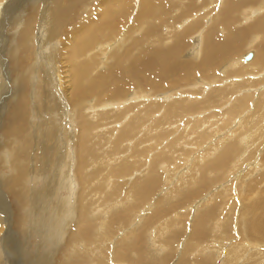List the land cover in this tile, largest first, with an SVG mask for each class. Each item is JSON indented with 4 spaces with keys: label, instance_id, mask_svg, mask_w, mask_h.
<instances>
[{
    "label": "rangeland",
    "instance_id": "1",
    "mask_svg": "<svg viewBox=\"0 0 264 264\" xmlns=\"http://www.w3.org/2000/svg\"><path fill=\"white\" fill-rule=\"evenodd\" d=\"M48 1L0 0V26L2 22L6 25L0 29V36H4L6 38L4 40L7 41L2 46L0 45L1 58L5 61V66L3 65V67L2 64L0 66V264H22L24 263V256L26 258L29 257V259L39 257L43 259V264H57L56 262L59 260H57V250L61 246L57 244V240L61 239V234L64 235V232L57 231V226H59L61 220L55 223V219L56 217L62 219V216H66L70 206H73V209L75 208V202L77 205L81 204L82 216L90 217V219L87 222L85 221L81 228L84 232L81 236L85 240L81 241V238L79 242L74 243L72 246L73 253H79V255L72 256L70 262H68L69 264L92 263L94 260L87 261L82 257L83 255L80 252L84 250L94 251V255L97 256H99L98 253L103 255L104 258L98 260V264H264V93L261 90L264 87V61L258 58L261 56V49H264V36L259 39V43L261 41L260 44H262L261 49L258 45L248 49L250 51L253 50L255 54H259L253 62L247 64L241 62V57L248 51L246 41L251 39V35H248L245 45L241 46L239 53L232 55L233 58H231L233 61L240 59L239 64L242 63V66L257 65L253 68V71L249 69V72L247 70V73L244 74L224 77L223 72H225L224 67L226 62L218 65L215 68L214 75L219 80L212 79L211 82L210 79L205 80L210 83L209 87L211 90V93L207 96L202 95L201 92L206 88H201L199 82H195L197 79L193 81L194 83H188L190 78H185L184 75L181 78L178 76L174 78L172 75L162 74L159 80L165 79L172 83V87H175L172 88L175 90L173 92L175 94L169 92L167 89L168 93H170L167 96L169 101L161 102L162 97L158 95H161L162 91H156L159 81L157 80V75L154 80L149 82L140 81L136 77H134V81H129L128 79V67L131 62L136 61L138 56V51L133 50L131 44L136 39H141L139 33L146 34V31H142L143 28H146L145 26H141L140 29L133 32L127 38L124 33H121L122 38L125 37V49L129 48L126 52V62L131 58V62L129 60L127 63L129 65H121L123 51L116 52L119 44L110 51L99 52L98 50H94L89 53L88 58L83 57L82 61L76 60L73 57V63H70L71 55L75 54L79 56L82 54L73 52L75 34H87L91 32L101 15H113L114 12L112 13L107 8L101 6L100 0H50L52 12H54L55 4H59V9L56 11L58 15L48 16L50 24L48 39H52V41L43 40V35L39 33L37 34L38 41L41 36L42 41L40 42L41 44L37 45L35 33L41 23V17L45 15ZM192 1L196 0H164L162 8L160 7V0H143L142 5L136 1L128 14V16H131L129 20L135 16L137 10L142 13L140 16L142 19L146 16L145 20L152 19L149 9H147L151 6L158 8L159 14L173 16L180 8ZM228 1L221 2V0H215L208 7L197 4V9L192 13L195 16L187 21L203 19L204 21H201L202 24L206 21L207 23L205 24L209 25L213 21V17L226 9ZM241 1L245 4L243 6L248 5L249 12L251 3L245 0ZM258 1L255 4L261 2ZM120 4L121 0L113 2L114 7ZM253 9L251 14L255 15L257 11L256 5L253 6ZM144 10L147 14L144 13ZM183 16L181 14V17ZM258 17H264V12ZM155 19H152V22L155 24L159 23ZM111 21L119 23L121 20L116 17ZM241 23L242 21H237V25H241L239 29H242L245 25ZM128 25L129 22L125 23L122 30L127 28ZM24 26H27L26 33L20 35L19 33ZM146 26L148 27L149 25ZM165 28L166 26H162L158 34L152 35L156 40L155 43H146L148 45L147 48L150 49L149 52L166 53L171 51L175 40L181 36L185 27L179 26L172 33L163 30ZM199 30L201 31L200 27L198 31L187 37V46L182 47L178 51V61L187 58H189L187 60H190L196 56L197 52L194 51L193 46L195 45L192 41H195L194 38L198 36L197 33H200ZM148 42H150L149 39ZM102 53L106 55L104 59ZM50 54L51 61L48 58ZM116 58H119V65H116ZM14 59L18 60L17 63ZM67 60V66L62 68L66 69L69 67L73 69L74 75L78 72L82 78L80 80H74L73 78V98H69V91H67L68 97H65L66 101H64V105L66 108L64 107V109L68 110L67 117L66 115L64 116L62 123L68 127L66 128L68 131L71 130L73 132L75 130L72 127L74 126L72 123L77 121L80 115L82 110L81 101L83 100L96 106L94 112L91 109L83 111L88 115L85 114V116L91 118L92 114L100 111L98 110L100 107L97 106L103 103L113 101H119L120 104L127 103L129 97L145 95V93H149V96H151L142 98V100L137 99L138 101L134 100L131 105L134 107V111L130 113L129 118L138 114L142 120H145L139 125L140 129L138 128V133H135L132 137L128 136L122 127L127 123L129 118H124L125 120L123 118L117 119L120 115L119 112H109L114 115H105L98 118L96 122L97 127L95 126L96 130H94L95 136L92 137V139L97 138L92 148L93 157H89V165L84 167V171L86 173L92 170L99 172L96 178H92L90 183L88 181L85 184L87 186L85 187L86 189L82 187L83 182L81 183L77 176L79 151L77 143H73L77 140V131H75V134H72V132L71 134L64 132L57 133L58 140L55 138L50 144L47 143V148L52 149V155L60 157L62 159L60 162H63V166L68 165L67 167H69L68 169L66 167L64 170H61L62 174L60 176L63 177V174L66 175L65 172L67 170L72 172L73 169V177L72 173L68 174L69 179H63L62 183L58 185V183L53 181V172H49L47 167V165L50 167L49 163L47 162V165H43L44 161L43 164L41 163L42 148L44 146L42 141L45 134L41 122H48L51 113H54L53 119L57 120V124L60 121V113H57L59 110L49 114L43 108V104L46 103L51 108L53 95L50 91L57 92V85L55 84L57 82V75L60 74L56 72L60 67V63L64 64ZM13 61H15V65L17 66V72L10 67L9 62L14 64ZM242 66H239V69H243ZM119 70H121V77H114L115 73ZM20 74H22L25 80L23 81V85L28 86L26 87L28 88L29 98L26 105H31L34 108L28 106L27 112L24 114V121L20 123V128L17 127V124L8 126L17 128L16 134L8 135L3 133L2 129L6 123H9L8 114L17 103L18 90L19 87H22L19 81ZM60 75L58 79L62 78V81L67 77V74ZM51 79L55 81L52 82ZM254 80L255 82H253ZM231 83L233 85H238V83L243 84V89L240 91L246 92L244 94L247 96V103L246 106L244 105L243 108L235 111L232 116H225L224 114L228 109L226 105L229 103L230 97L228 99L217 97L216 92L223 89V87L227 89ZM50 85L51 87L55 85L52 90ZM187 85H192V87H186ZM256 85H259V87ZM183 86L186 87L183 88L184 90H182ZM37 88L40 98L36 96L32 100V92L35 94ZM177 92L181 94L180 99L191 98L189 101L195 103L194 105L201 106L202 109L192 114H185L183 104L180 103L170 115H168L166 110L161 111L162 106L167 103L171 105V100L174 101L175 98H178ZM242 95L238 97L239 100L244 96ZM236 101V98L234 101L232 100L233 103ZM192 102L190 103L191 105H193ZM258 104L260 105L257 108ZM72 115L73 118H71ZM237 119L242 120L238 126V130L235 131L236 135L229 138V135H226V133L228 130L234 128V123H236L235 120ZM50 121L52 122V120ZM121 121H124L123 124H121ZM69 126L71 127L69 128ZM212 126H215L216 129H209ZM241 126L243 127L242 129H240ZM78 128L76 127V129ZM59 135L61 141L59 140ZM69 135L73 154L69 156L68 161L64 154L66 153L67 146L70 144ZM217 138H223L224 140L231 139L230 149L225 147L222 150V153L227 155L226 168L229 171L227 177L224 180H220L219 173L209 167L210 171L207 174H202L204 185L199 188H192V186H196L191 183L193 174L190 173V177L185 172L191 168L201 170V167L205 166L202 163L207 159L213 158L212 162L218 159V155L215 154L207 156L213 150L211 148H217L215 143ZM36 141H39L40 144L37 145ZM58 142L62 143L63 146H61L62 144L59 145ZM55 143L58 144L54 145ZM128 144L131 145L128 147ZM58 145L60 148L57 147ZM56 148H58V151ZM61 151L63 154H60ZM129 151H136L135 154H137L132 160L131 168L133 170L129 168L126 171H122L123 173L119 175L122 178L118 176L116 179H104V175L108 170H114L116 167L119 168V165L125 162L123 157L129 154ZM229 151L230 153L227 154ZM140 158L144 159L140 160ZM161 158L163 161H161ZM150 159L151 161L154 160L153 163L156 166L159 165V167L163 168V172L158 173L161 176L157 177L150 195L143 196L139 192L133 193V199L137 201H134V205H137L133 211L130 213L121 212L122 207L119 209L118 205H115L116 203L120 205V202H117V200L130 202L131 196L129 197V193L132 188H130L129 182L134 185L135 180L133 179L146 173L147 167L145 166ZM157 159L158 161L156 162ZM13 166H23L24 171L27 170L26 177L30 178L28 180L24 177L25 183L26 180L29 182V186L25 184V193H32L31 196L34 202L27 209L24 208L23 212L14 211L11 197L7 194L8 191L6 192L2 187V180L7 181L12 175H15ZM207 175H214V178L211 177L209 179ZM125 176V180H122ZM139 179L141 178L139 177ZM139 179L136 181H139ZM226 181L229 182L226 185V190H220L222 184ZM73 182L76 184L74 185V190ZM181 183L184 185L182 186ZM188 185H191L192 191L191 189L189 190ZM47 186L50 188V193L43 190ZM248 186L251 187L249 188ZM142 188V186L138 187L140 192ZM184 191L186 192L184 193ZM110 196L112 199H110ZM181 198L184 200L183 203H179L175 207L172 204L165 208L162 206L169 201L178 203ZM204 198H207V201H204ZM208 198H212L213 200L210 206H208L209 203L205 204L208 202ZM58 203L63 205L61 206V209H64L62 216H60L59 212L58 214L56 212ZM32 211L36 214L34 219L32 218L33 215H30ZM69 212L73 213L72 208L69 209ZM175 213L178 215L175 216ZM22 217L23 220H20ZM70 219L65 223L66 226L68 221L70 222ZM78 221H80L79 216L76 224L80 226ZM107 222L110 225V232L108 231V227L105 226ZM74 225V223L71 224L70 229H73ZM95 227L103 229V234L99 231V237H102V239L94 237L93 231ZM171 233H173L172 239H170ZM135 234L137 238H134L132 242L136 243V247L133 254L127 257L131 252L127 251L130 246H126L124 243L131 244L132 242L130 243L129 237L126 238V236L132 235L134 237ZM167 243L172 244V246L166 247L165 244ZM100 245H102L101 248ZM137 248L142 250L140 254H135V249ZM87 257L90 259V255Z\"/></svg>",
    "mask_w": 264,
    "mask_h": 264
},
{
    "label": "bare ground",
    "instance_id": "2",
    "mask_svg": "<svg viewBox=\"0 0 264 264\" xmlns=\"http://www.w3.org/2000/svg\"><path fill=\"white\" fill-rule=\"evenodd\" d=\"M3 1V0H2ZM116 0H100L101 6L107 8L110 12H114L113 15H101L99 17L98 23L96 25L93 26V29L91 32L87 33V34H82V33H76L75 34V45L73 47V52L74 53H82L79 56H76L75 54L71 55V60L69 61L70 63H73V57L76 58V60H83L84 58H88L89 57V53H91L94 50H98L99 52H103V51H110L112 48L117 46L116 52H120L123 51V60L121 62V65H125L128 63V61L130 60L131 62V58L126 62V52L129 48L125 49V45H124V40L125 37L127 38L128 36H130L131 34H133V32H136L138 29L141 28V26H145L146 28H143V32L146 31V34H141L139 33V36L141 37V39H136L135 41L132 42V47L133 50H137L138 51V56L135 62H131L130 66L128 67V71H129V81H134V77H136L138 80H143L146 82L152 81L155 79V76L157 75V80H159L160 75L162 74H167V75H172L174 78H176L177 76L179 78L184 77L185 78H190L189 82H193L194 80H196L195 82H199L201 88L203 87L206 88L205 90H203L201 93L203 96H207L211 93L210 90V83H208L207 81H205L206 79L209 80L210 82L212 79H217L219 80V78L214 75L215 74V68L226 62V65L224 67L225 72H223V76L224 77H228L231 75H240V74H244L247 73V70L249 72V69L253 71V68L256 67L257 65H245L242 66L241 64H247L249 62H253V60L256 59V56H258L259 54H255L252 51L248 50L251 49L252 47H255L258 45V47L261 49L262 44L261 41L259 43V39H261L262 36H264V17L260 18L258 16H260L263 12H264V0H259L261 2H259L258 4H255V2L257 0H245L246 2L251 3L250 4V10L248 12V5L247 6H243L245 5L241 0H229L227 3V7L226 9H224L223 11H221L217 16L213 17V21L211 22V24L207 25L205 23H207L206 21L202 24L201 21L202 20H191V21H187L190 18H193L195 15H192L193 11L197 9V4L200 6H209V4L215 0H196V1H192L190 2L188 5L180 8L175 15L173 16H168L166 14H159V10L156 7H150L147 8L149 9V14L150 17L152 19H155L156 21H158L159 23L155 24L152 22V19L150 20H145L146 17H144V19H142L141 16V12H138L135 14V16L129 20L128 16L129 12L131 11L133 4L137 1V3L142 5L143 0H121V4L120 5H116L115 7L113 6V2ZM148 1V0H146ZM219 1V0H218ZM225 1V0H221ZM198 2V3H197ZM220 2V3H221ZM50 0L48 1V5L45 8V15L43 17H41V23L40 25L37 27V31L35 33V40L38 44H41L40 42L42 41V36L40 37L39 41L37 38V34H41L43 35V40H48V41H52V39H48L49 36V28H50V24L48 21V16H56L58 15V12H56L59 9V4L56 3L55 7H54V12H52L51 6H50ZM154 3V1H153ZM164 3V0H160V7L162 8V5ZM257 3V2H256ZM193 4V5H192ZM213 5V4H212ZM256 5L257 7V11L255 12V15H252L251 12L254 10L253 6ZM199 6V7H200ZM27 8V7H26ZM6 10V9H5ZM8 10V9H7ZM133 12V11H132ZM253 12V13H254ZM3 13V12H2ZM5 13V12H4ZM144 13L147 14V12L144 10ZM181 14L184 15L183 17H181ZM251 14V15H250ZM131 15V14H130ZM189 15V16H188ZM133 16V15H132ZM244 16V18H243ZM116 17L120 18V22L119 23H113L111 20L115 19ZM257 17V18H256ZM185 18V19H184ZM184 19V20H183ZM47 21V23H46ZM237 21H242L244 25V27L242 29H239V27L241 25H237ZM129 22V25L127 28L123 29V26L125 23ZM3 23V22H2ZM0 26V29L4 28L6 25L5 23L2 24ZM241 23V24H242ZM146 25H149L148 27ZM13 26V25H12ZM135 26V28H134ZM162 26H166L165 29L166 31H169V33H172L174 31H176L178 29L179 26H184L185 28L182 31L181 36H179L174 43L173 49L169 52L163 53V52H149L150 49L147 48V44H152L155 43L156 40L154 38L155 34H158L159 31H161L160 29L162 28ZM199 27L201 28L200 33H197V37H195V41H192V43L195 45L193 46L194 51L197 52L196 56L192 59H190L191 61H193V63H191L190 60L187 59H182L179 60L177 59V54L178 51L183 47H186L187 43V37L191 34H193L194 32L198 31ZM18 28V27H17ZM27 30V26H24L21 30V32L19 33L20 35H22L23 33L25 34ZM126 31V32H125ZM30 33V32H29ZM124 33V35H126L124 38H122V34ZM248 35H251V39L246 41ZM31 36V34H30ZM14 37V36H13ZM111 38V39H109ZM6 39L4 36L1 37L0 36V45L2 46L3 43H7ZM148 39L150 42H148ZM154 39V40H153ZM190 39V38H189ZM130 40V39H129ZM245 41L248 44L246 46L247 48V53H245L242 57H241V64L240 63V59L233 61L231 60V58H233L232 55L239 53L241 46L245 45ZM12 42V41H11ZM131 42V41H130ZM48 43V42H47ZM46 45V44H45ZM49 46V45H48ZM4 47V46H3ZM53 48V47H52ZM36 50V49H35ZM132 50V51H133ZM262 53L260 57H258L259 59H262L264 61V49H261ZM47 51V50H46ZM259 51V49H258ZM251 52L253 54V57L250 61L245 62L244 61V57ZM256 52V51H255ZM48 53V52H47ZM51 53V52H50ZM16 54V53H15ZM52 54V53H51ZM51 54L48 56L49 61H51ZM255 54V56H254ZM103 59L105 58V54H103ZM232 56V57H231ZM43 57V56H42ZM0 58H1V53H0ZM44 58V57H43ZM47 58V57H46ZM15 60V59H14ZM43 60V59H42ZM48 60V59H46ZM17 63V59L15 60ZM15 61L14 64L10 63V67L11 69H14L15 72L17 66L15 65ZM4 59L1 58V62H0V66L2 64V66L4 65ZM43 62V61H42ZM40 63V62H39ZM42 64V63H41ZM68 64V60L66 61V63H60V67L57 69V74H67V77L63 79L62 78L58 79V77H60L61 75H57V82L55 85H57V92H52L53 98L51 100V108H49V106H47L46 103L43 104V108L46 110L47 113H51L54 111H58L57 113L59 114L60 117V121L59 124H57V120L53 119V114L51 113L50 119L48 120V122H41L39 120V122H41L42 127L45 130V134L43 136L44 140L42 141V143H44L43 146V152H42V157H41V163L44 164L43 165H47V162L49 163L50 167L47 165L49 172H53L54 176V182L58 183V185H60L63 181V179H69V175L72 173V177H73V169L72 172H70L69 170H67L65 174H63V177L60 176L62 174L61 170H64L67 166H63V162H60L62 159L60 157H54L51 153V148H47V143H51L52 141H54V139L58 138L57 133H67V134H71V130H67L66 128H68L66 125H64L63 119L64 116L66 115L67 117V110L64 109L65 107V102L68 96H70L69 98L72 99L73 98V78L74 80H80L82 79L81 76L78 74V72L76 73V75H74L73 69L68 68H62L67 66ZM257 64V63H256ZM116 65H119V58H116ZM129 65V64H127ZM5 66V65H4ZM3 66V67H4ZM239 66H242L243 69H239ZM250 66H252L251 68H249ZM8 67V66H7ZM199 67H200V71H199ZM1 68V67H0ZM5 69V68H4ZM51 69V68H50ZM223 69V70H224ZM221 70V69H220ZM33 71V70H32ZM246 71V72H244ZM2 73V72H1ZM12 73V72H11ZM174 73V74H173ZM13 74V73H12ZM37 74V73H36ZM211 74H213V76H211ZM258 74V73H257ZM40 75V74H39ZM194 75H197L194 77ZM56 76V75H55ZM54 76V77H55ZM2 77V76H1ZM6 77V76H5ZM116 78H120L121 77V70L117 71L115 73ZM53 78V76H52ZM8 79V78H7ZM6 79V80H7ZM41 79V78H40ZM39 79V80H40ZM241 79V77H240ZM246 79V78H245ZM243 79V80H245ZM52 82H54V79H51ZM242 80V79H241ZM1 81V80H0ZM19 81L21 82V88L19 87L18 90V97L16 99V104L14 105L15 107H13L8 116H9V123H6L5 127H3V133L8 134V135H13L14 133L16 134V129L13 126L8 127L9 125L12 124H17V127L20 128L21 124L24 121V114L25 112H27L28 106L34 108L31 105H26L28 103V98H29V92H28V86L26 87L25 84L23 85V81L24 77L22 76V74H20L19 76ZM60 81H62L61 83H59ZM225 81V80H224ZM260 81V80H259ZM18 82V81H17ZM19 82V83H20ZM27 82V81H26ZM223 82V81H222ZM255 82V80L253 81ZM257 82V81H256ZM34 83V82H33ZM37 83V82H36ZM40 83V82H39ZM187 83V84H188ZM194 83V82H193ZM51 84V83H50ZM253 84V83H251ZM261 84V83H260ZM31 85V84H30ZM53 85V86H55ZM193 85V84H192ZM192 85H187L186 87H192ZM247 85V84H246ZM262 85V84H261ZM264 85V84H263ZM46 86V85H45ZM48 86V85H47ZM53 86L51 87V90L53 89ZM173 84L170 83L169 81L165 80V79H161L158 81V88H156V91H162L161 95H158L159 97H162L161 102H168V95L170 93L169 92H175V90H173L172 87ZM259 87V85H256ZM31 87V86H30ZM42 87V86H41ZM186 87H182V90H184L183 88ZM62 88V89H61ZM31 89V88H29ZM43 89V87H42ZM45 89V88H44ZM68 89V90H67ZM168 89V91H167ZM189 89V88H187ZM241 89H243V84H239L238 85H233V83H231V85H229V87L227 89H225L223 87V89L218 90L216 92V96L217 97H224V99H229V103L226 105L228 108L225 112V116H232V114L235 111H238V109L243 108V106H246V100H247V96L245 95L246 92L245 91H240ZM12 90V89H11ZM14 90V89H13ZM47 90V89H46ZM190 90V89H189ZM200 90V89H199ZM262 93H264V87H262ZM41 91V90H40ZM45 91V90H44ZM67 91L70 92V95L67 96ZM164 91V92H163ZM166 91V92H165ZM177 91V90H176ZM178 91H180V89H178ZM36 95L32 92L31 95V99L34 100L35 97L37 96L38 98V88L35 91ZM181 92V91H180ZM240 92V93H238ZM12 93V92H11ZM157 93V92H156ZM183 93V92H182ZM245 93V94H244ZM252 93V92H251ZM45 94V92H44ZM175 94V93H173ZM178 94V92H177ZM244 96H243V95ZM46 95V94H45ZM149 93H145V95H139V96H135V97H129V99H127V103H122L120 104L119 101H113V102H109V103H103L97 107H100L98 110H100L99 112L97 111L96 113L92 114L91 118H88L86 112L84 113L83 111L85 109H91L94 112V109H96V106L92 105L90 102H87L85 100L81 101V107L82 110L80 112L79 117L77 118V121H75L72 134H75V131H77L76 137L77 140L76 142L73 143H77V149L79 151L78 157H79V163H78V167H77V173H78V179L82 184V187L84 189H86L85 184L89 181H91L92 178H96L98 175L99 171H91L89 173H86V171H84V167H87L88 164V159L89 157H93V144L96 142L95 139H92V137L95 136L94 134V130H96V122L98 120V118L105 116V115H114V114H110L109 112H119L120 115L119 117H117V119H121V118H125L128 119L130 116V113L134 111V107H132L131 105L133 104L134 100L136 101L137 99H141L142 98H148L151 97L149 96ZM238 95V96H236ZM243 96L240 100L238 97ZM56 96V97H55ZM181 98V94H178V98H175L174 101L171 100V105H168L169 103L165 104L164 106H162V110L161 111H167L168 115H170L172 112H174V110L176 109V107H178L180 105V103L183 104L184 107V112L185 114H192L195 113L197 111H199L201 108V106H197L194 105L195 103H193L192 101H189V99L191 98H184V99H180ZM199 98V97H198ZM237 99V101L235 103L232 102V100L234 101V99ZM201 99V98H200ZM59 100V102H58ZM126 101V100H125ZM138 101V100H137ZM32 102V101H31ZM124 102V100H123ZM143 102V101H142ZM192 102L193 105H191L190 103ZM60 103V104H59ZM254 103V102H253ZM235 104L233 107L232 105ZM251 104V103H250ZM25 105V106H23ZM173 105V106H172ZM260 104L257 105V108L259 107ZM23 106V107H22ZM108 106V108H107ZM160 107V106H159ZM158 107V108H159ZM232 107V108H231ZM62 108V109H61ZM66 108V107H65ZM255 108V107H254ZM53 111H52V110ZM73 109V108H72ZM102 109V110H101ZM160 109V108H159ZM85 110V111H87ZM204 110V109H203ZM202 110V111H203ZM37 111V110H36ZM91 112V113H93ZM56 113V114H57ZM73 113V112H72ZM75 113V112H74ZM85 114L87 116H85ZM101 114V115H100ZM100 115V116H99ZM70 116V115H69ZM126 116V117H125ZM198 116V115H197ZM196 116V117H197ZM217 116V115H216ZM245 116V115H243ZM32 117V116H31ZM194 117V116H193ZM203 117V116H202ZM207 117V116H205ZM49 118V117H48ZM62 118V121H61ZM71 118H73V115L71 116ZM75 118V117H74ZM109 118V117H108ZM116 118V117H115ZM195 118V117H194ZM5 119V118H4ZM124 119V120H125ZM205 119V118H204ZM219 119V118H218ZM222 119V118H221ZM52 120V122L50 121ZM242 120V119H241ZM241 120H235L236 123H234V128L230 129L227 131L226 135H229V138H231L232 136L235 137L236 133L235 131L238 130V126L241 123ZM254 120V119H253ZM129 121V123H128ZM127 121V123H125L122 127L124 128V130L127 132L128 136H134L135 133L137 134L139 131V125H141L142 122H144L145 120H142L139 115H133L132 118H129ZM132 121V122H131ZM149 121V120H148ZM217 121V120H216ZM122 122V121H121ZM124 122V121H123ZM123 122L121 124H123ZM135 122V123H133ZM226 122V121H224ZM223 122V123H224ZM137 123V124H136ZM148 123V122H147ZM29 124V123H28ZM67 124V123H66ZM77 124V126H76ZM119 124V123H118ZM153 124V123H152ZM151 124V125H152ZM155 124V122H154ZM157 124V123H156ZM217 124V123H216ZM219 124V123H218ZM30 126H32L31 124H29ZM264 125V124H263ZM69 126V128L71 127ZM96 126V127H95ZM76 127L78 129H76ZM153 127V126H152ZM237 127V128H236ZM33 128V126L31 127ZM139 128V129H138ZM142 128V127H141ZM208 128V127H206ZM243 127L241 126L240 129H242ZM209 129H216L215 126L210 127ZM123 130V132H124ZM153 131V130H152ZM162 131V130H161ZM34 132V131H33ZM4 134V135H5ZM36 138V137H35ZM159 138V137H158ZM62 139V137H61ZM68 139V138H67ZM111 139V138H110ZM164 139V138H163ZM58 140V139H57ZM59 140H60V135H59ZM161 140V139H160ZM40 141V140H39ZM36 141V144L39 145L40 142ZM61 141V140H60ZM140 141V140H139ZM230 140H224L223 138H217L215 140L216 146L217 148H211L213 149L209 155L207 156H211V155H218V159L215 160L214 162H212L213 158L210 160H206L204 161L202 164H204L205 166L201 167L200 169H195V168H191L190 170H186L187 172H185V174L190 175L193 174V180H191L192 184H195L196 186H192V188H196V187H201L204 185L203 183V175L202 174H207L208 171H210L209 167H211L212 169H214L215 171H217L220 175V180H224L227 177V173L229 172L228 169L226 168V160H227V155L222 153V150L225 147H228L230 149L231 147V143ZM59 143V142H58ZM58 143H55L54 145H57ZM69 143H70V135H69ZM214 143V142H213ZM53 144V143H52ZM51 144V145H52ZM62 143H59V145ZM66 144V143H65ZM139 144V143H138ZM59 145L57 147H59ZM131 144H128V147ZM63 146V144L61 145ZM74 146V145H73ZM219 146V148H218ZM50 147V146H49ZM54 147V146H53ZM56 147V146H55ZM133 147V146H132ZM207 147V146H206ZM60 148V147H59ZM63 148V147H62ZM61 148V149H62ZM66 148V147H65ZM136 148V147H135ZM54 149V148H53ZM58 148H56L57 150ZM152 149V148H151ZM129 150V149H128ZM206 150V149H205ZM204 150V151H205ZM218 150H220L219 152H217ZM54 151V150H53ZM58 151V150H57ZM66 153L64 155H66V158L69 161V156L73 154V148L71 143L67 146V150H65ZM127 151V150H126ZM131 151V150H130ZM129 151V152H130ZM143 151V150H142ZM207 152V151H206ZM55 153V152H54ZM136 151L130 152L129 154H126V156L123 157V160L125 161L124 163L119 165V168L116 167L117 171L114 170H108L105 175H104V179H111V178H118V176L123 173L122 171H126L129 168H131V164H132V160L134 157H136L137 154H135ZM208 153V152H207ZM229 152H227V154H229ZM60 154H63L62 151ZM131 154V155H130ZM202 154V153H201ZM56 155V154H55ZM59 155V154H58ZM63 155V156H64ZM128 155V157H127ZM130 155V157H129ZM206 155V154H205ZM225 155V156H223ZM61 156V155H60ZM123 156V155H122ZM202 156V155H201ZM154 157V156H153ZM29 158V157H28ZM71 158V157H70ZM131 161H129L130 159ZM155 158V157H154ZM137 159V158H136ZM144 159V158H140ZM200 159V158H199ZM64 160V158H63ZM73 160V158H72ZM71 161V160H70ZM135 161V160H134ZM147 161V160H146ZM154 161V160H153ZM153 161L148 160L147 161V165L145 167L146 168V173H144L143 175H140L138 177H135L134 181V185L133 183L129 182V186L130 188H132V190L129 193V197H130V202L129 201H125L122 202L120 200H117V202H120L119 204H115L118 205L119 209L121 208V212H131L134 210L135 206L134 205V201H136L135 199H133V193L134 192H139L140 194L142 193L143 196H148L150 195L152 188L154 187L156 181H157V177L161 176L158 175V173H162L163 172V168H161V166L159 167V165H155V163H153ZM158 161V159L156 160V162ZM161 161H163V159L161 158ZM72 162V161H71ZM69 163V162H68ZM73 163V162H72ZM137 163V161H136ZM191 163V162H190ZM71 164V163H70ZM134 164V163H133ZM146 164V163H144ZM157 164V163H156ZM160 164V163H159ZM140 165V164H139ZM167 165V164H166ZM165 165V166H166ZM72 166V165H71ZM162 166H164L162 164ZM14 167V171H15V175L12 177H10V179L6 180H2V187L4 188V190L7 192L8 191V195L11 197L13 204H14V211H20L23 212L22 210L25 208L27 209L28 206H31L32 203L34 202V199H32L31 194L29 193H25L26 189H25V184L26 186H29V182L28 180H30V178L26 177L27 175V170L24 171L23 166H13ZM46 167V168H47ZM73 167V166H72ZM198 167V166H197ZM69 167H67L68 169ZM124 168L123 170H120ZM134 168V167H133ZM252 168H254L252 166ZM86 170V168H85ZM130 170H133L132 168ZM135 170V168H134ZM101 172V171H100ZM129 172V171H128ZM131 173V171H130ZM133 173V172H132ZM232 173V172H231ZM76 174V173H75ZM125 174V173H124ZM126 174H128L126 172ZM210 174V173H209ZM214 174V173H213ZM131 175V174H130ZM142 176V177H141ZM24 177H26V183L24 181ZM121 176H119L120 178ZM128 177V176H127ZM139 177L141 179H139ZM189 177V179H190ZM211 177L214 178L213 176H209L207 175V178L211 179ZM260 177V176H259ZM262 177V176H261ZM122 178V177H121ZM125 180L126 176L123 177ZM181 178V177H180ZM204 178V177H203ZM132 179V178H131ZM137 179H139V181H136ZM185 179V178H184ZM119 180V179H118ZM121 180V179H120ZM119 180V181H120ZM121 180V181H122ZM128 180V179H127ZM162 180V179H161ZM160 180V181H161ZM184 181V180H183ZM186 181V180H185ZM210 181V180H209ZM215 181V180H214ZM128 182V181H126ZM31 183V182H30ZM187 183V182H186ZM228 181H226L224 184H222L221 189L220 190H226L228 185ZM231 183V182H230ZM70 184V183H68ZM74 185H76L73 182V190H74ZM89 185V184H88ZM182 185V183H181ZM184 185V184H183ZM182 185V186H183ZM142 186L143 188L141 189V192L139 191L138 187ZM189 186V190L191 188V185ZM209 186V185H208ZM219 186V185H218ZM249 187V186H248ZM251 187V186H250ZM249 187V188H250ZM197 188V189H198ZM205 188V187H204ZM217 188V187H216ZM254 188V186H253ZM76 189V188H75ZM88 189V188H87ZM219 189V187H218ZM217 189V190H218ZM45 192L50 193V188L49 186L45 187ZM72 190V189H71ZM72 190V191H73ZM82 190V188H81ZM185 190V189H184ZM256 190V189H255ZM76 191V190H75ZM84 191V190H83ZM199 191V190H198ZM214 191V190H213ZM249 191V190H248ZM247 191V193H248ZM93 192V191H92ZM179 192V191H178ZM182 192V191H181ZM186 191H184L185 193ZM208 192V191H207ZM83 193V192H82ZM162 193V192H161ZM243 193V191H242ZM253 193V192H252ZM166 194V193H165ZM182 194V193H181ZM209 194V193H208ZM73 195V194H72ZM179 195V194H178ZM188 195V194H187ZM211 195V194H210ZM215 195V194H214ZM104 196V194H103ZM75 197V196H74ZM111 197V196H110ZM109 197V198H110ZM38 198V197H37ZM85 198V197H84ZM88 198V197H86ZM90 198V197H89ZM135 198H136V194H135ZM215 198V197H214ZM213 198V199H214ZM217 198V197H216ZM252 198V197H251ZM76 199V198H75ZM112 199V197L110 198ZM125 199V197H124ZM148 200V199H147ZM194 200V199H193ZM250 200V199H249ZM252 200V199H251ZM81 201V200H80ZM79 201V202H80ZM183 198H181L179 200L178 203H174L173 201H169L164 203L162 206L165 207H169L171 206L170 204H172L174 207L177 206V204L179 205V203H183ZM204 201H207V198H204ZM212 198H208V202L205 204H208V206H210V204L212 203ZM82 202V201H81ZM137 202V201H136ZM171 202V203H170ZM69 203V202H67ZM150 203V202H149ZM197 203V202H196ZM74 204V203H73ZM72 204V205H73ZM79 204V203H78ZM250 204V203H249ZM81 205V204H80ZM80 205H77V203L75 202V208L73 209V206L69 207L67 210V215L66 216H62L64 213V209H61V203L57 204V214L58 212L60 213V216H62V219L57 218L55 219V223H58L59 220H61V223L59 224V226H57V231L58 232H64V235L61 234V239L57 240V244L61 245L59 247V249L57 250V264H69L68 262H70L72 256H78L79 253H73V244L76 242H79L80 239L81 241H84L85 239L81 236V234H83L84 232L81 230L82 228V224L87 220L90 219V217L88 218L87 216L84 217L82 216V208ZM259 207V206H258ZM72 208L73 213L69 212V209ZM88 208V207H87ZM206 208V207H205ZM201 209V208H200ZM33 210V209H32ZM205 210V209H204ZM71 211V210H70ZM207 211V210H206ZM211 211V210H210ZM253 211V210H252ZM119 213V212H118ZM140 213V212H139ZM145 213V212H144ZM206 213V212H205ZM33 215V219L36 217V214L32 211L30 212V215ZM56 214V213H55ZM70 214H72V216H70ZM141 214V213H140ZM211 214V213H210ZM132 215V214H131ZM178 214L175 213V216H177ZM78 216L80 218V221H78V223L80 224V226H78L76 224ZM135 216V215H134ZM140 216V215H139ZM75 217V219H74ZM125 217V216H123ZM200 217V216H199ZM70 219V222L68 221V224L66 226V222L67 220ZM111 219V218H110ZM109 219V220H110ZM23 220V217L20 219ZM104 220V219H103ZM145 220V219H144ZM125 221V220H124ZM76 225L73 226V229H70V225L73 223ZM96 222V221H95ZM106 222V221H105ZM130 222V221H129ZM204 223V222H203ZM104 224V223H102ZM100 224V225H102ZM129 225V224H128ZM108 227V231L110 232L109 228L110 225L107 222L106 225ZM201 226V225H200ZM203 227V226H202ZM220 228V227H219ZM134 229V228H133ZM160 230V229H159ZM162 230V229H161ZM165 230V229H164ZM198 230V229H197ZM207 230V229H205ZM99 231L101 234H103V229L95 227L94 228V237L98 238L100 236ZM124 231V230H123ZM136 231V230H135ZM163 231V230H162ZM196 231V230H195ZM137 232V231H136ZM224 232V231H223ZM135 233V232H134ZM147 235V234H146ZM172 235L173 233H171L170 235V239H172ZM66 237V238H65ZM111 237V236H110ZM128 238L129 242L131 243L134 238L136 237V234L134 235V237H132V235H127L126 238ZM132 237V238H131ZM102 239V237H99ZM163 243V242H162ZM132 244V245H131ZM131 244H128L126 242V244L124 243V245H129L130 247L128 248L127 251H131L127 257H129V255L133 254L134 252V248L136 247V243L132 242ZM166 247H171L172 244H165ZM84 247V246H83ZM82 247V248H83ZM102 247V245H100V248ZM77 250V249H76ZM135 254L138 253L140 254L142 250H140L139 248L135 249ZM98 252V250H97ZM82 257H84V260L87 261H91L94 260L92 263L90 264H98L97 262H99L98 260L103 259V255L99 254V256L94 255V251H87L84 250L82 252ZM55 254V253H54ZM92 254V255H91ZM134 254V255H135ZM90 255V259H88L87 256ZM79 258V257H76ZM32 259V260H30ZM26 256H24V263L22 264H43V259H40L39 257L34 258H30ZM34 259V260H33ZM118 259V258H117ZM140 259V256H139ZM73 261V259H72ZM76 262V261H75ZM46 264V263H44Z\"/></svg>",
    "mask_w": 264,
    "mask_h": 264
},
{
    "label": "water",
    "instance_id": "3",
    "mask_svg": "<svg viewBox=\"0 0 264 264\" xmlns=\"http://www.w3.org/2000/svg\"><path fill=\"white\" fill-rule=\"evenodd\" d=\"M253 54L251 52H249L245 57H244V61L248 62L252 59Z\"/></svg>",
    "mask_w": 264,
    "mask_h": 264
}]
</instances>
